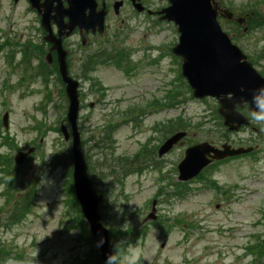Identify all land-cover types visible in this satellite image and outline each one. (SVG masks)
<instances>
[{"label":"rangeland","instance_id":"1","mask_svg":"<svg viewBox=\"0 0 264 264\" xmlns=\"http://www.w3.org/2000/svg\"><path fill=\"white\" fill-rule=\"evenodd\" d=\"M141 1L148 14L127 8L110 18L108 34L83 35V44L78 34L63 38L68 74L78 82L77 128L89 178L104 196L111 254L120 242L121 259L139 251L140 264H264V249L262 259L249 252L264 247V127L241 109L250 124L229 132L215 99H192L181 62L171 54L176 27L158 15L167 1ZM227 29L238 36V47L261 58L254 66L260 72L264 22ZM46 34L27 1L0 0V264H84L90 247L95 251L87 264H102L96 244L83 240L88 228L79 206L73 212L70 205L71 144L60 133L62 125L70 134L68 102L55 52L54 64L45 61ZM178 132L186 136L158 157ZM201 143L254 151L181 183L184 151ZM29 148L35 151L24 164L10 160ZM16 202H28L17 222L9 218Z\"/></svg>","mask_w":264,"mask_h":264},{"label":"water","instance_id":"2","mask_svg":"<svg viewBox=\"0 0 264 264\" xmlns=\"http://www.w3.org/2000/svg\"><path fill=\"white\" fill-rule=\"evenodd\" d=\"M18 0H14L16 3ZM29 0L32 9H36L41 16V27L47 33L44 41L50 44V52L46 56L51 63V52L57 54L58 72L61 83L65 86L68 100L66 122L70 129L61 125L64 140H71L72 179L77 202L82 215L88 224L90 234L98 246L102 264H106L109 247V234L103 227L99 207L103 195L98 194L92 187L88 177V166L82 149L80 134L77 128L79 111L78 82L73 80L67 71L66 52L62 49V38L70 36L75 29L80 32L102 34L104 30V8L97 12L95 0H65L68 7H62L61 0ZM169 7L161 10L158 15L163 21L174 22L179 33L178 44L172 48V53L181 58V74L192 90L194 99L210 97L219 104L218 114L223 119V126L229 132H236L241 126L247 125V119L239 114L235 108H242L243 104H250L252 93L264 80L246 62L245 56L224 34L216 22L217 7L213 0H168ZM56 4V6H53ZM138 11L141 8L136 6ZM54 14L52 17L51 14ZM68 22L64 23V19ZM57 28V36L52 35L50 23ZM8 114L2 123L7 128ZM185 132H178L168 138L158 149V157L166 155L182 138ZM34 149L18 152L14 157L17 165L22 164ZM251 149H232L222 145L217 149L208 143L198 144L185 150L184 158L177 167L178 180L187 182L199 175L213 161L247 154ZM154 213V208H153ZM152 216V215H151ZM149 217L155 220L154 217Z\"/></svg>","mask_w":264,"mask_h":264},{"label":"flooded vegetation","instance_id":"3","mask_svg":"<svg viewBox=\"0 0 264 264\" xmlns=\"http://www.w3.org/2000/svg\"><path fill=\"white\" fill-rule=\"evenodd\" d=\"M25 1H27V3L29 2V0H25ZM61 1H62L63 7L66 8L67 5L65 1L64 0H61ZM96 1L98 3V9L102 7V4L105 6V10L107 13L106 18H105L107 29H108L110 18L115 17V16L119 18L123 16V14L125 13L124 10L127 8H130L133 12H136L137 14H141V15L148 14V9H146V7L144 6L146 5V3L141 0H96ZM215 1L219 8L218 18H219L220 24H222L226 28L228 26L240 27V25L237 23L238 19L244 20V23H242V26L250 24L251 21H255V19L259 16L260 18L264 19V8H261V6H259L260 3H264V0H242V4H236L235 0H228V1L227 0H215ZM41 3H43L42 0L40 1L39 4ZM53 6H56V4H53ZM136 6L137 7L141 6L143 10L141 12L136 11L135 10ZM224 11H226L227 13H225ZM34 12L38 16L37 11L34 10ZM229 14L231 15L230 17H229ZM53 15L54 14L52 13L50 16L52 17ZM38 18H39V23H40V17L38 16ZM121 21L122 23H124V20H121ZM66 22H67V19H64V23ZM52 24L53 22L50 23L51 26H53ZM247 31H248V28H246V31L242 30V34L246 33ZM56 34H57V29H56ZM74 35H77V33ZM96 35L97 34H93V35L89 34L88 37L96 36ZM230 35L233 38L235 37V34L233 32H231ZM63 42L64 40H62V46H63ZM47 46L49 50L50 46L49 45ZM52 63L53 64L55 63L53 58H52Z\"/></svg>","mask_w":264,"mask_h":264},{"label":"clouds","instance_id":"4","mask_svg":"<svg viewBox=\"0 0 264 264\" xmlns=\"http://www.w3.org/2000/svg\"><path fill=\"white\" fill-rule=\"evenodd\" d=\"M250 104V116L251 119L258 125L264 127V85H261L258 89L254 90L252 93L251 103ZM13 177L9 178V182ZM103 243V238L98 243L100 246ZM120 242H117L115 251L108 255L106 259V264H140L141 253L139 251H133L131 254L126 255L123 259L117 254V245ZM8 264H12L11 261Z\"/></svg>","mask_w":264,"mask_h":264},{"label":"trees","instance_id":"5","mask_svg":"<svg viewBox=\"0 0 264 264\" xmlns=\"http://www.w3.org/2000/svg\"><path fill=\"white\" fill-rule=\"evenodd\" d=\"M259 20H260V18H256V21H257V22H258ZM106 135H107V137H108V135H110V129H108V130L105 131V133L102 135V137H103L102 139H104V137H106ZM10 160L12 161V159H10ZM118 162H122V161H120V160L118 159ZM122 167H124V165H122L121 168H122ZM104 169L113 172L114 169H115V167H114V166H111V165H109V166L107 167V166L105 165V166H104ZM126 170H127V168L124 169V171H126ZM7 176H8V173H7ZM16 200H17V199H16ZM72 201H73L72 208H73V209H76L77 204H76V202L74 201V199H73ZM23 202H24V201H23ZM27 204H28V202H27ZM27 204H26V202H25V203H21V202H20V204L16 202V204L14 205L15 209H14L13 212L10 214V215H12V216L9 217V218H10L11 220L15 221V222H17L19 219H21V218L23 217V215L26 213V210H27ZM77 208H78V206H77ZM77 211H78V210H77ZM2 256H5V253H4V252H1V250H0V257H2Z\"/></svg>","mask_w":264,"mask_h":264}]
</instances>
